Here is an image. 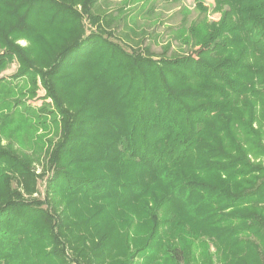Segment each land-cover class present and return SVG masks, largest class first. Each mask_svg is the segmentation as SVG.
I'll list each match as a JSON object with an SVG mask.
<instances>
[{"label": "trees", "instance_id": "16d2710c", "mask_svg": "<svg viewBox=\"0 0 264 264\" xmlns=\"http://www.w3.org/2000/svg\"><path fill=\"white\" fill-rule=\"evenodd\" d=\"M214 4L225 7L218 20L193 21L177 35L189 52L126 50L90 15L96 31L36 73L63 118L49 187L65 205L58 220L41 201L7 193L0 264H130L152 240L162 244L181 214L227 264H264V0ZM46 13L49 23L80 24V13L56 0L0 1V69L16 56L23 74L28 51L13 39L31 33L42 42L26 20ZM8 169L29 172L0 145L1 188ZM131 215L144 226L137 236ZM172 253L183 264L182 249Z\"/></svg>", "mask_w": 264, "mask_h": 264}, {"label": "rangeland", "instance_id": "374dc122", "mask_svg": "<svg viewBox=\"0 0 264 264\" xmlns=\"http://www.w3.org/2000/svg\"><path fill=\"white\" fill-rule=\"evenodd\" d=\"M56 1L79 12L80 24L59 26L57 22L47 21L50 13H46L47 17L42 16L41 20L30 15L26 27L39 26L44 39L41 38L42 42L37 44L28 37L31 33H26V36L17 33L13 40L28 51L26 57L30 64L22 75L16 76L15 73H20L23 66L15 56L0 69V145L7 146L21 158L29 171L21 174L19 169L7 170L6 186L0 187V204L8 199L7 193L27 202L41 201V207L47 208L55 217L57 215L59 220L65 201H60V195L49 186L57 173L53 152L61 142L63 118L36 73L49 69L50 61L58 50L96 31L95 25L89 21L90 15L100 19L103 36L126 50H138L143 54L148 50L153 57H169L189 52L177 37L181 30L193 21L218 20L225 7L215 11L214 0H88V11H85L82 6L87 0ZM30 47L33 48L31 51ZM261 162L264 164V159ZM131 218L133 226L129 232L137 236L144 226L138 227V216L131 215ZM61 228L58 233L65 240L67 229L65 225ZM156 240H152L151 248L142 255H136L130 264H180L171 256L174 247L182 249L183 264H227V259L204 234L200 224L186 214L173 218L162 244ZM72 251L65 249L69 259L73 256ZM70 264L76 263L70 260Z\"/></svg>", "mask_w": 264, "mask_h": 264}]
</instances>
